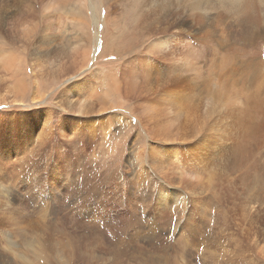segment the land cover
Wrapping results in <instances>:
<instances>
[{
    "label": "rangeland",
    "instance_id": "374dc122",
    "mask_svg": "<svg viewBox=\"0 0 264 264\" xmlns=\"http://www.w3.org/2000/svg\"><path fill=\"white\" fill-rule=\"evenodd\" d=\"M0 264H264V0H0Z\"/></svg>",
    "mask_w": 264,
    "mask_h": 264
},
{
    "label": "bare ground",
    "instance_id": "6f19581e",
    "mask_svg": "<svg viewBox=\"0 0 264 264\" xmlns=\"http://www.w3.org/2000/svg\"><path fill=\"white\" fill-rule=\"evenodd\" d=\"M233 1H235V0H233ZM3 102V101H2Z\"/></svg>",
    "mask_w": 264,
    "mask_h": 264
}]
</instances>
